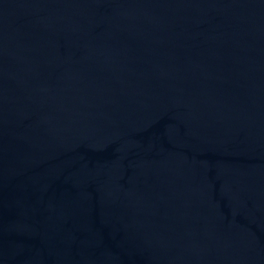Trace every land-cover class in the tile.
I'll use <instances>...</instances> for the list:
<instances>
[{
    "label": "water",
    "instance_id": "obj_1",
    "mask_svg": "<svg viewBox=\"0 0 264 264\" xmlns=\"http://www.w3.org/2000/svg\"><path fill=\"white\" fill-rule=\"evenodd\" d=\"M0 264H264V0H0Z\"/></svg>",
    "mask_w": 264,
    "mask_h": 264
}]
</instances>
